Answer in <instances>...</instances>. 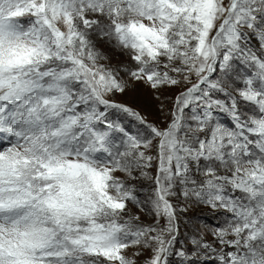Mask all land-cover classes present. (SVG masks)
<instances>
[{"label":"snow or ice","instance_id":"6c2138e0","mask_svg":"<svg viewBox=\"0 0 264 264\" xmlns=\"http://www.w3.org/2000/svg\"><path fill=\"white\" fill-rule=\"evenodd\" d=\"M189 206L223 223L178 249ZM173 258L264 264V0H0V264Z\"/></svg>","mask_w":264,"mask_h":264},{"label":"rangeland","instance_id":"374dc122","mask_svg":"<svg viewBox=\"0 0 264 264\" xmlns=\"http://www.w3.org/2000/svg\"><path fill=\"white\" fill-rule=\"evenodd\" d=\"M106 54L110 55V62L113 65L125 63L126 58L121 54L115 52H108L107 49H103ZM177 90H170L160 96V99H156V93L148 89L143 85H132L129 90L121 95L117 94L114 99L122 104H126L134 110L145 116L149 122L160 124V121L164 118L168 109L172 106L171 97L176 94ZM163 101V104H162ZM163 107V112L161 108ZM110 116L114 120H118L125 127L134 128L135 122L130 118L116 112L110 113ZM217 119H223L222 116H217ZM153 174L155 170L153 169ZM119 175V174H118ZM129 208L132 214H137L136 209L132 204H129ZM141 220L145 223H150L143 213H138ZM179 216V235L177 238L176 247L187 248L189 247L188 240L192 236H203L207 241L212 240L211 230L217 225L223 223V218L219 213L212 211L209 208L202 206H189L186 212L178 213ZM131 252H129V255ZM143 260V257H140ZM173 264H178L177 258H173Z\"/></svg>","mask_w":264,"mask_h":264}]
</instances>
